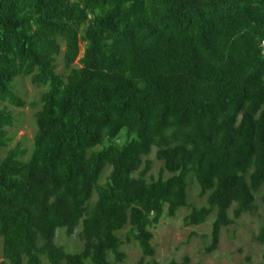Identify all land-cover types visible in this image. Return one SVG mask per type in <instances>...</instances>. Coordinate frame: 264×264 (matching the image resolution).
<instances>
[{
  "label": "trees",
  "instance_id": "obj_1",
  "mask_svg": "<svg viewBox=\"0 0 264 264\" xmlns=\"http://www.w3.org/2000/svg\"><path fill=\"white\" fill-rule=\"evenodd\" d=\"M262 40L264 0H0V264H116L131 241L138 264H179L144 258L182 206L187 226L214 214L215 250L264 203ZM22 77L42 88L27 157L9 132Z\"/></svg>",
  "mask_w": 264,
  "mask_h": 264
},
{
  "label": "rangeland",
  "instance_id": "obj_2",
  "mask_svg": "<svg viewBox=\"0 0 264 264\" xmlns=\"http://www.w3.org/2000/svg\"><path fill=\"white\" fill-rule=\"evenodd\" d=\"M57 65L58 71L65 72L61 56L57 58ZM16 87L26 104L23 107H9L16 115L15 125L9 129L12 137L11 145L20 142L27 151V157L32 150V139L36 130L34 112L38 108L37 99L42 88L34 87L27 77L17 79ZM144 158H148L152 162L148 176L157 177L162 163L155 158V147ZM109 170L107 168L104 171V177ZM167 175L169 173L164 171L163 176ZM188 181V202L195 206L206 205V197L200 198L198 195L200 188L197 182L191 176L188 177ZM260 191L264 192V186ZM256 202L259 208L255 213H243L234 220L233 224L221 228L217 248L208 253L204 251V247L210 243L214 214L208 216L204 222L190 226L183 222L184 215L189 211L187 206L180 207L173 216L164 215L155 226L151 227L153 231L152 244L156 249L155 255L145 257L144 261L156 259L160 262L176 261L181 264L185 257L189 258L186 264H255L263 261L264 244L256 239V235L259 229L264 227V203L259 200ZM231 209L229 210L230 216H232ZM128 228L129 226H126L116 233L124 236ZM62 230L56 231L55 241L58 244H63L69 252L80 251L82 242L78 236L67 237ZM120 249L125 252L126 258L116 264H138L142 253L136 241L125 242Z\"/></svg>",
  "mask_w": 264,
  "mask_h": 264
},
{
  "label": "built area",
  "instance_id": "obj_3",
  "mask_svg": "<svg viewBox=\"0 0 264 264\" xmlns=\"http://www.w3.org/2000/svg\"><path fill=\"white\" fill-rule=\"evenodd\" d=\"M261 46H262L263 49H264V40L261 41Z\"/></svg>",
  "mask_w": 264,
  "mask_h": 264
}]
</instances>
